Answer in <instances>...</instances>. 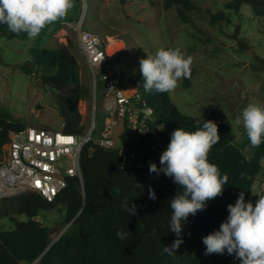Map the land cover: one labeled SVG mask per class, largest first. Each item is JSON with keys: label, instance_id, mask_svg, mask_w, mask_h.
Returning <instances> with one entry per match:
<instances>
[{"label": "trees", "instance_id": "16d2710c", "mask_svg": "<svg viewBox=\"0 0 264 264\" xmlns=\"http://www.w3.org/2000/svg\"><path fill=\"white\" fill-rule=\"evenodd\" d=\"M172 4L177 6L184 21L189 19L185 12L195 9L189 0H166L164 7ZM242 12L264 16V0H228L224 11L211 14L207 20L228 22L229 15ZM47 29L48 24L34 37L28 57L18 66L50 92L59 108L63 131L82 133L77 104L88 97L89 90L79 82L78 63L69 49L64 44H47ZM0 37L28 38L25 33H12L7 25H0ZM236 39L243 43L241 38ZM118 57L114 52L110 60L119 61ZM192 75L193 70L190 78L184 79L185 86H189ZM129 82L140 95L135 107L139 109L138 120L143 118V133H131L125 128L119 139L125 147L137 152L144 168L141 171L124 169L114 150L88 143L80 155L81 181L77 177L68 178L53 201L48 202L35 192L1 199L0 219L7 217L13 222V228L0 231V264H239V260L226 253L206 255L202 237L219 228L228 215L227 205L235 203L240 192H244L245 201L254 203L257 199L251 195V189L255 177L264 170L261 162L264 143L253 147L250 156L246 155L242 151L244 144L237 142L228 124L215 121L206 112L199 116L183 114L169 92H145L142 75L130 78ZM201 116L218 125L220 140L209 151L208 160L218 166L222 175H227L228 183L222 194L211 199L203 211L189 215L183 227V243L176 253L162 254L163 246H170L176 239L169 232L168 201L181 189L164 174L150 173L149 163L159 166L160 154L169 143L172 131L180 127L195 130V122ZM26 126L22 121H13L0 108V154L8 141V132ZM149 186L155 192V200L148 198ZM125 201L135 206L134 215L122 207ZM54 208H58L62 218L60 228L72 222L52 242L50 228L33 217ZM18 214L25 219L16 220ZM118 229L126 233L124 239L117 238Z\"/></svg>", "mask_w": 264, "mask_h": 264}, {"label": "rangeland", "instance_id": "374dc122", "mask_svg": "<svg viewBox=\"0 0 264 264\" xmlns=\"http://www.w3.org/2000/svg\"><path fill=\"white\" fill-rule=\"evenodd\" d=\"M85 1L87 10L82 29L105 39L108 53H118L123 83L141 75L139 61L147 54L153 55L161 47L179 48L193 58V75L189 86L181 79L169 92L171 100L183 114L199 116L206 112L215 121L228 124L237 142L244 144L242 151L250 156L253 147L242 124L237 126L236 117L250 102L264 105V16L242 12L229 15L228 22L209 23L207 17L224 11L228 0H189L195 9L185 12L189 18L186 21L179 16L176 5L164 7L166 0ZM82 8L80 0H72L66 15L48 24L47 44H64L76 59L79 82L90 93L77 104L80 123L86 131L94 121V133H97L106 122L102 107L108 100L103 101L97 90L93 120L91 70L70 25L73 18L81 16ZM235 36L243 43H238ZM33 43L34 38L0 37V108L7 111L13 121L58 130L62 119L52 95L34 76L24 74L18 66L28 57V48ZM97 83L100 86V79ZM119 131L118 125L115 133ZM261 162L264 168V159ZM261 194H264V170L255 177L251 189L252 196ZM40 214L55 236L62 219L58 208ZM15 219L22 220L25 216L18 214ZM12 228L13 222L7 217L0 219V231Z\"/></svg>", "mask_w": 264, "mask_h": 264}, {"label": "clouds", "instance_id": "9594fccd", "mask_svg": "<svg viewBox=\"0 0 264 264\" xmlns=\"http://www.w3.org/2000/svg\"><path fill=\"white\" fill-rule=\"evenodd\" d=\"M71 7L72 0H0V25H7L12 33H25L28 38H34L46 24L63 18ZM192 60L179 48L163 47L141 58L139 68L145 92L173 91L181 79L190 78ZM195 123L197 127L193 131L182 127L173 130L160 154L159 166L149 163L150 173L164 174L181 189L168 201L169 232L176 239L170 246H163L162 254L176 253L183 243V227L189 215L203 211L211 199L222 194L228 183L227 175H222L218 166L208 160L209 151L220 140L217 123L202 116ZM236 124H242L252 147L264 143V105L248 103L236 117ZM148 198L156 199L151 186ZM122 207L130 215L135 214V206H130L129 201ZM227 211L219 228L202 237L205 254L226 253L239 260V264H264V194L257 196L253 203L245 201L244 192H240L235 203L227 205ZM125 235L123 230L116 232L119 239Z\"/></svg>", "mask_w": 264, "mask_h": 264}, {"label": "built area", "instance_id": "2783aa9c", "mask_svg": "<svg viewBox=\"0 0 264 264\" xmlns=\"http://www.w3.org/2000/svg\"><path fill=\"white\" fill-rule=\"evenodd\" d=\"M83 12L75 21L70 22L76 34L78 45L91 70L92 114L96 108V92L108 103L103 105L106 122L97 133L96 124L91 122L88 130L82 133H67L41 126H26L20 130H10L8 141L2 146L0 159V200L19 196L25 192H35L48 202L66 186L67 179L77 177L81 181L80 155L88 143L114 150L121 161V167L141 171L143 161L137 152L125 147L119 139L120 133L128 128L131 133H143V118L138 120L139 109L135 102L139 92L131 83H123L120 64L110 60L112 54L105 49V39L82 29L84 13L87 10L85 0H80ZM97 79H100L98 86ZM103 95V96H102ZM81 100L79 101V103ZM120 126L119 133L115 127ZM144 173V172H143ZM39 223H45L41 214L33 217ZM60 228L52 242L70 225ZM43 223V224H44Z\"/></svg>", "mask_w": 264, "mask_h": 264}, {"label": "bare ground", "instance_id": "6f19581e", "mask_svg": "<svg viewBox=\"0 0 264 264\" xmlns=\"http://www.w3.org/2000/svg\"><path fill=\"white\" fill-rule=\"evenodd\" d=\"M111 47V46H110ZM112 51V50H111Z\"/></svg>", "mask_w": 264, "mask_h": 264}]
</instances>
